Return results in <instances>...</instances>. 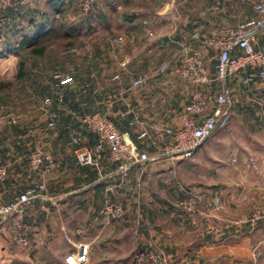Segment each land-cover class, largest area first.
<instances>
[{"label":"crops","instance_id":"1","mask_svg":"<svg viewBox=\"0 0 264 264\" xmlns=\"http://www.w3.org/2000/svg\"><path fill=\"white\" fill-rule=\"evenodd\" d=\"M194 2L96 0L91 17L99 27L109 25L114 30L106 37L113 38L111 50L97 45L77 51L81 58L71 64L74 73L63 84L61 95L53 98L49 115L44 113L47 119L41 124V131L38 128V136L33 130L14 127L0 135V166L4 168L0 177V198L10 195L8 199L3 198L11 200L37 186L35 196L23 207V218L34 234L33 242L39 238V233L45 232L49 245L64 249L63 263L67 255L79 253L86 245L87 255L82 264H129L134 248L142 251L156 247L171 255L169 264H222L215 250L224 247L227 236L225 232H222L223 237L210 233V218H221L220 215L210 208H196V203L194 211L180 206L181 201L196 200L188 195H119L123 181L117 172V164L109 159L107 151L98 168L80 166L75 158L77 151L91 146L96 140L80 121L82 115L91 112L106 115L142 150L151 149V144L160 150L167 145L168 138L181 125L180 117L194 87L178 74L179 79L167 78L170 69L160 70L163 63L152 65L151 57L165 49L160 48L163 42L149 46L146 35L151 23L157 19L152 17L154 9L162 19V13H172L176 20L180 19L175 35L167 37L179 55H182L184 45L192 47L189 42H201L206 35L202 34V23L194 10ZM29 3L32 7L35 3V7L61 4L66 9L77 8L76 0H34ZM22 6L15 11L14 22L23 19L28 22L35 14V8ZM56 16L59 18V14ZM194 33L197 37L193 38ZM260 41L263 42V37ZM254 73L255 79L249 84L241 83L242 76L227 81L232 99L231 118L222 129L221 141L237 153V158H244L245 153L250 156L264 152V76L259 71ZM219 87V84L210 86V96ZM124 111L130 112L121 117ZM139 136L154 137L160 143L150 142L144 147L134 140L141 139ZM38 140L52 152L55 161L53 170L46 175L27 168L28 155ZM168 164V160L157 161L148 168H162ZM150 175L143 176L142 185L146 191ZM105 202L120 203L123 217L104 218ZM2 230L3 225H0V233ZM7 249L8 245L0 235V264L10 263ZM122 249H126L123 254ZM134 262L147 264V261Z\"/></svg>","mask_w":264,"mask_h":264},{"label":"rangeland","instance_id":"2","mask_svg":"<svg viewBox=\"0 0 264 264\" xmlns=\"http://www.w3.org/2000/svg\"><path fill=\"white\" fill-rule=\"evenodd\" d=\"M20 2L21 0H8L4 7H0V115L13 113L20 117L17 125H0V135L13 130L14 127L33 130L34 135L38 136V128L41 131V124L47 119L40 109L41 104L47 98L53 100L58 97L63 90V84L58 88L53 86V75L58 71H74L75 68L71 64L76 63L75 59L81 58L80 51L77 52L80 49L86 51L98 45L110 51L114 41L113 38L106 37L114 30H111L109 25L99 27L94 17H91L96 9V0L87 15L81 12L79 0H76L77 8H64L59 18H55L57 16H54L49 4L35 7L34 0H22V4ZM29 2L34 3L33 7ZM258 2L260 0H195L194 10L202 23V34L206 35L205 37H217L226 28L253 17ZM18 6L35 8L36 15H31L28 22L25 19L14 22L13 16ZM153 10L152 17L157 19L151 23L146 43L154 47L163 42L160 48L165 50L151 57L152 65L166 63V69H170L167 78L179 79L176 71L181 64L182 55L178 54L177 48L171 46L174 43L168 42L167 37L169 34L170 38L175 35L180 19L176 20L174 14L170 18L162 19ZM44 16L50 21L46 25L53 28V34L43 42L46 47L44 53L36 55L20 43L33 29L34 22L41 23ZM85 20L88 23L86 26ZM149 33H152V36ZM188 44H192V48L196 49L200 46V42ZM215 57L211 50L203 57V63L212 75ZM20 61L24 63L22 77L17 76ZM108 66L110 67L109 64ZM222 132V129L218 130L189 156L174 157L166 152L172 144V136L161 150L152 144L151 149L142 150L140 145L125 136L131 148L136 153L145 151L149 160L135 164L128 170L127 175L121 177L123 182L120 184L122 186L119 195L193 197L192 199H196V208H210V211L221 217L210 218V233L225 232L227 236L224 247L215 250V255L222 259L220 263L251 264V261L253 264H264V152L251 153L250 156L245 153L244 158H237V153L231 151L229 146L223 145ZM134 140L144 147L146 143H160L154 137ZM163 160H168V166H151L149 170L148 167L152 163ZM27 168L29 169L28 158ZM147 173L151 174L148 191L144 190L142 185L143 176ZM3 174L4 168L0 166V177ZM132 181L133 187L130 183ZM3 197L8 199L10 195H2L0 203L10 201L4 200ZM22 211L8 216L0 223L3 225L0 235L8 245L7 254L11 256L8 264H64L61 255L64 249L49 245L45 232L39 233V238L35 242L32 241L34 234L30 225L25 222ZM18 220L26 233L25 245L19 244L13 234V224ZM221 236L223 237V234ZM135 241L136 238L133 239V242ZM125 250L122 249L121 254ZM139 252L136 248L130 252L129 264L135 263L136 254ZM147 264L153 263L147 261Z\"/></svg>","mask_w":264,"mask_h":264},{"label":"built area","instance_id":"3","mask_svg":"<svg viewBox=\"0 0 264 264\" xmlns=\"http://www.w3.org/2000/svg\"><path fill=\"white\" fill-rule=\"evenodd\" d=\"M8 0H0V7H4ZM95 0H79V7L87 15ZM164 18H170L172 13H162ZM152 36V33H149ZM197 37V33L192 34ZM263 37V42L260 41ZM216 55L214 74H210L203 63V57L209 51ZM182 60L177 74L194 87V91L187 103L184 113L180 117V127L172 135V144L166 149L168 155L189 156L203 142L211 138L218 130L225 128L231 118V91L227 81L241 77L242 84H249L255 79V71L264 76V0L255 6V15L234 26L226 28L219 37H205L198 49L184 45L181 49ZM167 64L163 63L160 70L164 71ZM73 70L58 71L53 75V86L58 88L68 82ZM218 85L215 94L210 96V86ZM52 99L47 98L40 109L49 115ZM130 111L120 114L125 117ZM51 118H55L51 115ZM20 117L13 113L0 115V125H17ZM81 123L96 137L94 144L79 150L75 154L80 166L98 168L107 151L109 159L117 164V172L121 177L127 175L128 170L135 164L149 160L145 151L136 153L125 139V134L116 123L100 112L82 115ZM141 138V136H139ZM55 161L52 152L40 141H36L28 157V167L31 171L46 175L53 170ZM37 192V186H32L20 193L17 198L0 203V223L8 216L20 213L24 205ZM194 202H179V205L189 211H194ZM123 214L121 205L105 202L102 215L106 219H118ZM14 237L19 244H27L26 233L22 223L18 220L13 224ZM87 255V246H83L77 254L67 255L65 264H82ZM138 261L147 260L153 264H169L171 255L160 247L149 248L136 254Z\"/></svg>","mask_w":264,"mask_h":264},{"label":"trees","instance_id":"4","mask_svg":"<svg viewBox=\"0 0 264 264\" xmlns=\"http://www.w3.org/2000/svg\"><path fill=\"white\" fill-rule=\"evenodd\" d=\"M52 10L54 13V16L57 14H61L62 10L64 9V6L61 4L52 5ZM54 18V17H53ZM56 18V17H55ZM50 23L48 20H43L41 23L34 22L35 26L30 31V33L21 39V45H23L26 48H29L32 53L36 55H41L45 51V45H43V42L46 41L50 34H53V28L51 26H47L46 24ZM24 75V63L23 61L19 62V70L17 73L18 77H22Z\"/></svg>","mask_w":264,"mask_h":264}]
</instances>
